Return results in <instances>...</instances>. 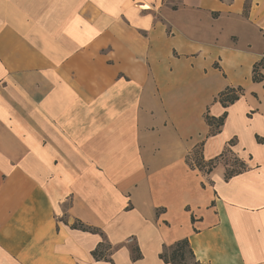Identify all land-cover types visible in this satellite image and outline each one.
Listing matches in <instances>:
<instances>
[{"label": "crops", "instance_id": "crops-1", "mask_svg": "<svg viewBox=\"0 0 264 264\" xmlns=\"http://www.w3.org/2000/svg\"><path fill=\"white\" fill-rule=\"evenodd\" d=\"M263 57L264 0H0V264H264Z\"/></svg>", "mask_w": 264, "mask_h": 264}, {"label": "trees", "instance_id": "trees-1", "mask_svg": "<svg viewBox=\"0 0 264 264\" xmlns=\"http://www.w3.org/2000/svg\"><path fill=\"white\" fill-rule=\"evenodd\" d=\"M264 70V57L263 59L255 64L254 66V76L253 80L254 82H262L263 81V71ZM242 93L241 89L235 90V89H228L225 92H223L219 97V102L223 105V107L227 108L229 105L235 103L237 100L240 99V95ZM227 117V113H224V115L218 119L211 118L210 116L206 117L207 123L211 127V135H215L220 132L221 127L224 125V121ZM191 166H196L202 171L210 172L212 171L214 167V163L208 162L206 163L203 161V157L199 151H196L194 153V157L192 158V161L190 162ZM232 170H229L227 172V177L233 175L234 173H231ZM239 172V171H238ZM231 173V174H230ZM236 173V172H235ZM73 227L79 228L83 231H90V232H97L98 230L87 227L81 223L75 224ZM134 256L133 258L135 260L140 259L141 256L139 254V249L134 247ZM112 247L110 244L106 242H102L99 247L93 252V256L96 260H105L110 261L109 258L111 255ZM193 258L195 261V256L193 253V250L190 247V243L188 239H183L181 241L176 242L170 247L165 248L164 252L160 255V258L168 264H182L186 261L187 255ZM196 262V261H195ZM196 264H199L196 262Z\"/></svg>", "mask_w": 264, "mask_h": 264}, {"label": "rangeland", "instance_id": "rangeland-1", "mask_svg": "<svg viewBox=\"0 0 264 264\" xmlns=\"http://www.w3.org/2000/svg\"><path fill=\"white\" fill-rule=\"evenodd\" d=\"M227 160H228V163H230V164L235 166L233 169H230V170H232L231 173H235V172L241 171L242 168L238 165V163L233 158H227ZM186 256H187V259L182 264H196V262L193 260V258L188 256V254Z\"/></svg>", "mask_w": 264, "mask_h": 264}]
</instances>
